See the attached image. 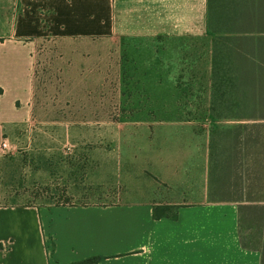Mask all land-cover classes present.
<instances>
[{
    "label": "rangeland",
    "instance_id": "obj_1",
    "mask_svg": "<svg viewBox=\"0 0 264 264\" xmlns=\"http://www.w3.org/2000/svg\"><path fill=\"white\" fill-rule=\"evenodd\" d=\"M19 10L4 21L0 6V35ZM108 10L112 29L70 37L48 30L50 10L35 13L41 33L23 38L31 115L0 140V205L113 204L120 167L164 125L207 135L217 198L264 199V179H243L264 178V119L228 108L264 115V33L215 30L212 0H113Z\"/></svg>",
    "mask_w": 264,
    "mask_h": 264
},
{
    "label": "crops",
    "instance_id": "obj_2",
    "mask_svg": "<svg viewBox=\"0 0 264 264\" xmlns=\"http://www.w3.org/2000/svg\"><path fill=\"white\" fill-rule=\"evenodd\" d=\"M112 4L0 0L4 21L20 9L12 31L0 35V140L31 115L30 51L23 38L41 33L44 17L35 13L50 10L52 34L81 36L113 28ZM207 141L188 126L154 128L141 155L120 167L116 179H124V187L113 204L0 205V264H72L92 257L90 264H264V199L243 192L216 197ZM46 237L53 240L51 254Z\"/></svg>",
    "mask_w": 264,
    "mask_h": 264
},
{
    "label": "trees",
    "instance_id": "obj_3",
    "mask_svg": "<svg viewBox=\"0 0 264 264\" xmlns=\"http://www.w3.org/2000/svg\"><path fill=\"white\" fill-rule=\"evenodd\" d=\"M213 11V28L217 31H239V32H254L264 33V0H212ZM235 94H242L244 86L240 80H234L230 84ZM258 92L264 95V81L258 84ZM240 90V92H239ZM2 89L0 88V93ZM257 103V102H256ZM229 105V109H233L234 116L244 115L249 108L245 105L235 104ZM258 107L254 108L257 109ZM260 112H264V107L259 108ZM212 191L216 192V196L222 197L216 190L220 187L217 179H210ZM57 205H68L66 203H56ZM153 216L159 218L160 215L154 210ZM96 259H86L84 261L73 264H90Z\"/></svg>",
    "mask_w": 264,
    "mask_h": 264
},
{
    "label": "built area",
    "instance_id": "obj_4",
    "mask_svg": "<svg viewBox=\"0 0 264 264\" xmlns=\"http://www.w3.org/2000/svg\"><path fill=\"white\" fill-rule=\"evenodd\" d=\"M6 146V143L4 142V141H2V143H1V147L3 148V147H5Z\"/></svg>",
    "mask_w": 264,
    "mask_h": 264
}]
</instances>
